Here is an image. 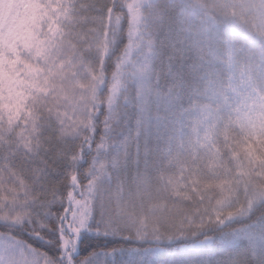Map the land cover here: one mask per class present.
I'll list each match as a JSON object with an SVG mask.
<instances>
[{"label":"snow or ice","instance_id":"6c2138e0","mask_svg":"<svg viewBox=\"0 0 264 264\" xmlns=\"http://www.w3.org/2000/svg\"><path fill=\"white\" fill-rule=\"evenodd\" d=\"M0 264H264V0H0Z\"/></svg>","mask_w":264,"mask_h":264}]
</instances>
